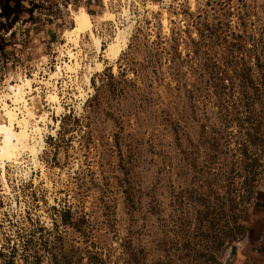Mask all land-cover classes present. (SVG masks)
<instances>
[{"label": "rangeland", "instance_id": "1", "mask_svg": "<svg viewBox=\"0 0 264 264\" xmlns=\"http://www.w3.org/2000/svg\"><path fill=\"white\" fill-rule=\"evenodd\" d=\"M20 5L10 28L0 17V95L35 79L36 114L52 122L36 162H5L0 264H243L264 186V0ZM80 7L102 50L127 28L113 62L88 32L66 43ZM68 49L79 67L38 84Z\"/></svg>", "mask_w": 264, "mask_h": 264}, {"label": "bare ground", "instance_id": "2", "mask_svg": "<svg viewBox=\"0 0 264 264\" xmlns=\"http://www.w3.org/2000/svg\"><path fill=\"white\" fill-rule=\"evenodd\" d=\"M105 10L106 9H104V13L101 17L98 15L96 16L103 19H113V14ZM124 12V14H126V11ZM70 13L73 26L63 33L66 43L70 42L76 46L78 44L79 33L88 32L94 51L97 53L102 50L101 40L92 30L93 23L91 14L83 7H80L77 11H71ZM127 34V28L118 29L113 38L107 42L105 49L102 50L103 57L107 59V61L113 62L117 58L120 51L126 45ZM79 52H72L70 49L66 50L68 61L63 60L61 63H57L46 80L43 81V79H39L36 82L48 89V87L52 85V83H50L51 79H56L63 74V71H74L73 68H78L80 64L77 59ZM92 61V63L85 66V73L83 74L84 79L82 82L86 85L90 82L92 72L99 70L102 65L96 58H93ZM34 80L28 77H20L16 83L8 84V91L0 95V115L3 117V121H0V177L6 190L9 189L4 176L5 162L18 164V158L21 153L28 154L30 159L36 162L37 154L43 147L44 141L42 132L45 130V125L52 122L48 118L47 112L42 111L36 114L37 107L35 106L34 98L37 97L38 99L39 93L37 91L38 87L33 88L31 85V81ZM75 88L80 95H82L83 92L80 85L77 84ZM32 90H35V92L37 91L36 95L28 97L27 94ZM80 97L83 99L82 96ZM44 100L50 108L55 110V115H57L62 107L54 87L52 91L46 90ZM55 125H57V123H55Z\"/></svg>", "mask_w": 264, "mask_h": 264}, {"label": "crops", "instance_id": "3", "mask_svg": "<svg viewBox=\"0 0 264 264\" xmlns=\"http://www.w3.org/2000/svg\"><path fill=\"white\" fill-rule=\"evenodd\" d=\"M261 219L256 227L251 229L250 246L244 255L247 259L243 264H264V186L261 187Z\"/></svg>", "mask_w": 264, "mask_h": 264}, {"label": "trees", "instance_id": "4", "mask_svg": "<svg viewBox=\"0 0 264 264\" xmlns=\"http://www.w3.org/2000/svg\"><path fill=\"white\" fill-rule=\"evenodd\" d=\"M26 0H0V17L5 19H10L11 24L5 27H11L13 22H16L18 19V13L21 12L20 8L23 6L20 5ZM21 6V7H20ZM20 7V8H19ZM4 24L0 23V29H4ZM2 38H0V44L2 42ZM0 49H2V45L0 46Z\"/></svg>", "mask_w": 264, "mask_h": 264}, {"label": "built area", "instance_id": "5", "mask_svg": "<svg viewBox=\"0 0 264 264\" xmlns=\"http://www.w3.org/2000/svg\"><path fill=\"white\" fill-rule=\"evenodd\" d=\"M90 1L93 2L94 0H90ZM95 52H96V51H95ZM97 53H98V52H97ZM97 53H96V54H97Z\"/></svg>", "mask_w": 264, "mask_h": 264}]
</instances>
